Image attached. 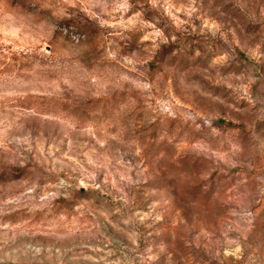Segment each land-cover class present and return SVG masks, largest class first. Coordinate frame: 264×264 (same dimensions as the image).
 Segmentation results:
<instances>
[{
	"label": "rangeland",
	"instance_id": "rangeland-1",
	"mask_svg": "<svg viewBox=\"0 0 264 264\" xmlns=\"http://www.w3.org/2000/svg\"><path fill=\"white\" fill-rule=\"evenodd\" d=\"M0 264H264V0H0Z\"/></svg>",
	"mask_w": 264,
	"mask_h": 264
},
{
	"label": "trees",
	"instance_id": "trees-1",
	"mask_svg": "<svg viewBox=\"0 0 264 264\" xmlns=\"http://www.w3.org/2000/svg\"><path fill=\"white\" fill-rule=\"evenodd\" d=\"M227 124L230 125V126H238L237 124H234V123H231V122H229Z\"/></svg>",
	"mask_w": 264,
	"mask_h": 264
}]
</instances>
